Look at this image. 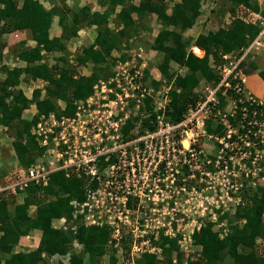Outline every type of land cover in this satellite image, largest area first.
Wrapping results in <instances>:
<instances>
[{
	"label": "trees",
	"instance_id": "16d2710c",
	"mask_svg": "<svg viewBox=\"0 0 264 264\" xmlns=\"http://www.w3.org/2000/svg\"><path fill=\"white\" fill-rule=\"evenodd\" d=\"M66 1L51 0L52 6L47 9L42 0H0V59L8 45L3 37L21 34L23 38L11 54L17 63L24 64L12 69L0 67V136L10 143L14 159L24 169L39 163L43 155L31 135L40 118L49 113L70 116L73 103L86 99L98 80L111 76V68L117 61L131 59L124 51L131 48L140 33H151L152 17L161 29L154 38L151 37L150 47L163 55L159 72L173 88L167 113L174 123L182 119L189 105L197 102L195 90L201 81L204 86L212 87L219 83L213 65L222 63L225 55L240 56L261 31L259 23L246 24L236 17L239 6L264 17V9H260L256 0H225V6L218 9L223 18L219 28L200 34L193 41L196 50L204 52L200 58L188 51L192 40L185 38L183 33L195 25L204 0H179L169 8L168 2L173 0H95L99 10H93L92 4L80 6V0H71V6ZM227 14L230 15L228 24L224 20ZM112 18L114 29L110 27ZM54 19H57L60 31L57 37L50 35ZM85 29H94L93 42L74 55L72 62L68 45L78 37L79 31ZM28 40L33 45L29 46ZM114 53L118 55L114 56ZM171 64L185 68L186 73L181 76L176 72L175 75L170 72ZM80 67H89L90 74H77ZM240 71L245 75L257 73L264 80V70L253 61L242 63ZM29 80L46 83L47 97L42 98L40 90L35 89L31 98H27L18 87ZM251 82L254 81L246 83L254 90L257 84ZM152 84L158 86L157 82ZM217 98V107L223 109L227 101L218 93ZM30 107L36 112L28 116L25 112ZM238 107L236 114L229 118L230 126L238 130V135L244 133L242 128L252 127V124L247 125L248 122L264 121V105L254 109L244 100ZM243 107L246 108L244 112L241 111ZM154 118L153 114L150 119H143L140 129L154 131L155 124L151 123ZM136 120L130 117L121 133L132 129ZM222 129L218 120H208V133ZM258 185L255 188L244 186L241 190L244 191L243 202L236 213L221 219L226 222L225 236L221 238L220 232L213 230V223L193 233L194 245L199 246L200 251L190 254L195 260H188L186 264H264V186ZM22 195V202L17 204ZM81 196V180L67 179L63 171L50 174L44 186L30 184L22 189L16 187L6 196L1 195L0 264H172L175 258L174 264H181L182 254L175 242L161 233L157 240L150 237L151 247L159 249L163 257L157 260L148 250L131 256V238L123 239L117 247L109 244L106 228L78 225L74 230L70 224L66 231L54 229V220L69 219L72 214L70 202L80 200ZM31 206L35 211L30 216ZM34 230L41 233L39 247L33 251H16L19 239Z\"/></svg>",
	"mask_w": 264,
	"mask_h": 264
},
{
	"label": "built area",
	"instance_id": "2783aa9c",
	"mask_svg": "<svg viewBox=\"0 0 264 264\" xmlns=\"http://www.w3.org/2000/svg\"><path fill=\"white\" fill-rule=\"evenodd\" d=\"M236 17L246 24L259 23L261 31L240 56L225 55L222 63L213 65L219 83L214 87L205 85L196 89L198 100L189 105L180 121L174 123L166 114L170 101L168 91L160 89L155 92L152 81L156 78L150 75L151 70L147 69L139 50L131 59L117 61L111 76L98 80L86 99L75 101L70 116L49 113L40 118L31 130L43 154L38 160L40 162L26 169L17 168L12 174L9 189L14 191L16 187L22 189L30 184L44 186L50 174L63 171L67 179L81 180L82 196L80 200L70 202V218L58 220L56 229L66 231L70 224L74 230L78 225L106 228L110 234L109 244L115 247L123 239H132L131 256L149 251L151 236L157 240L160 233L165 237H175L179 233L180 248L184 252L190 251L193 231H199L201 225L189 232H185L184 227L182 231L177 227L174 232L171 224L184 222L186 207L196 208L190 212L193 216L187 217L193 223L197 221L194 218L199 208L205 211L207 206L218 202L225 204L228 201L229 204L232 201L227 194L231 189L229 179L237 177L232 170L227 172L226 163L236 168L233 157L225 156L224 166L218 168L223 158L212 157L199 143H212L215 151L218 148L216 153H227L238 140L243 141L247 148L258 143L264 146L263 135L258 136L249 128H242L244 133L238 135V130L229 123V118L239 108L238 104L244 100L254 109L264 105V100L247 89L245 76L240 71V65L250 54H264V17L247 11L243 6L236 10ZM181 73L179 69L178 74ZM217 93L227 101L223 109L217 107ZM245 110V107L241 109L242 112ZM153 114L155 118L151 123L155 124V130H141L142 120L150 119ZM242 116L245 118L246 114ZM130 117L137 120L134 127L123 134L121 129ZM213 119L218 120L223 129L208 133V120ZM251 124H258L257 120L247 123ZM236 154L239 156L234 157L235 162L237 159L240 161L235 170L238 175L250 178L251 170H254L252 179L264 180V176H260L264 173L262 168L250 167L263 159L264 149L259 153L244 151ZM216 174H222L221 180L216 178ZM256 185L257 182L250 184L252 188ZM231 186L239 192L245 185ZM217 191L224 192V197L218 200ZM203 193H210V196L201 199ZM235 201V207L243 202L239 198ZM170 205L177 208L172 209L175 215L168 216ZM142 212L144 218L140 216ZM158 212L161 214H156ZM152 215L155 218H147ZM138 222H144L145 229L151 227L148 223L157 226L151 232L139 230ZM217 226L222 229L217 231L222 238L226 235L225 223L220 221ZM184 245L187 247L183 248Z\"/></svg>",
	"mask_w": 264,
	"mask_h": 264
},
{
	"label": "rangeland",
	"instance_id": "374dc122",
	"mask_svg": "<svg viewBox=\"0 0 264 264\" xmlns=\"http://www.w3.org/2000/svg\"><path fill=\"white\" fill-rule=\"evenodd\" d=\"M95 2H96L95 0H80L79 5L83 6L84 4H95ZM66 3H67L68 6L72 5V1L71 0L66 1ZM42 4L47 9L52 6L51 0L50 1L49 0H42ZM224 4H225V0H204L202 5H201V15L198 17L197 21L195 22V25L190 30H188V31L183 33V36L185 38H189V39L192 40V44L188 48V51L191 52V53L194 52V54H196L197 57L201 58L203 56L204 52L201 51V50H196L197 48H195L193 46V41L200 34H204V33L208 32V31H214L217 28H219V26L221 25V20H223V18L221 16V13L218 12V9L220 7H222V6H225ZM169 5H170V1H169ZM260 7L262 9H264V4L261 5ZM229 17H230V15H229ZM224 20L227 23L229 21L228 16H225ZM150 26L153 28V29H151L152 30L151 33L148 34V35H145L144 33H140L139 37H137V39H135L133 41V43L131 45V48L129 50L124 51V53L129 54L130 56H133L134 54H136L138 52L139 49H141L142 50V54H143V60H144V62L147 65V69L151 70L150 71L151 72L150 75L153 76L154 78H156L152 82H157V84H158V86H156V87L153 86V89L155 90V92H156V90L158 91L160 89H166L168 91L167 95L170 97V91H171V89L173 90L172 85L168 84L167 81L163 80L162 76L160 75V72H159V66L163 62V55L158 53V52H156V51H154L150 47V42L152 41L151 37L154 38L157 35L158 31L161 29V27L156 24V21H155L154 17H152V19L150 21ZM110 27L112 29L115 28V23H114V19L113 18L110 20ZM57 30L58 29L56 27V24H54L52 26V28H51V31H50L51 36H54L55 33L57 32ZM82 31H84V32H82ZM82 31H79L78 37L76 39H74L72 42H70V44L68 45V52L71 55L69 60L72 61V62L74 61V58H73L74 55L79 54L84 47L88 46L90 44V42L93 40V37H94V32L93 31L88 30V29H85V30H82ZM5 38L9 39V41H6V40L5 41H6V43L10 42V49L5 48V50L3 51L2 58L0 59V67L8 66L9 68L12 69V68H14L16 66L17 67L21 66V65L24 66V64L17 63V61L12 57V54H11L14 51L15 47L20 44L19 42L22 40L23 36L21 37V40H20V38H17L16 36H13V35H10V36L9 35H5ZM8 46H9V44L7 45V47ZM29 46H31V45H29ZM255 53H257V52H255ZM255 53L254 54L253 53L250 54L244 60L243 63L244 64H248L250 61H253V62H255L258 65L260 70H264V54L262 52H259V54H255ZM113 55L114 56L118 55V53H114ZM49 61H50V64H51L52 60L49 59ZM49 61H48V63H49ZM112 69L113 68H111V72H112ZM169 69H170V72H173L175 75H177V73H179V69L182 70V73L180 74L181 76H183L186 73V69L185 68L182 69L181 67H179L176 64H171ZM76 71H78L77 74H79V75H89L90 74V68L89 67H80ZM108 78H106V79H108ZM155 80H158V81H155ZM39 83L36 84V83H34V81H31V80H29V82L23 81L19 85L18 88L20 90H22V92L25 94V96L27 98H31L32 92L35 89L39 88L40 85H42V83H40V84ZM202 83H203V81H201L199 86H198L200 89L204 86ZM153 98H156L155 94H153ZM260 100L263 101L264 97H262ZM147 101L150 102V99H148ZM58 104L61 105L62 107L64 106V104H62L60 102ZM226 109H228V111H229V108H226ZM33 113H35L34 107H30V109L25 112V114H27L28 116H29V114H33ZM166 114H168V113H166ZM27 115H24V116L28 117ZM135 115H136V113H135ZM254 128H256V129H254ZM250 129H251V132H252V130L254 132H256V134H258V136L259 135H263L264 136V123L252 124V127H250L248 130H250ZM260 138L263 139L262 137H260ZM7 145H10V143H6L4 141V147H6ZM199 145L202 146V148L206 151V153L210 154L212 157H216L217 158L218 156H221V158H223V160L219 161L218 168L219 167L221 168V166H224V163H223V161L225 160L224 157L227 156V155L233 157L232 161L234 163V166L237 168V163L240 162V161L237 159L236 162H235L234 157L239 156L236 153L244 152V151H246V152H250L251 151L252 153L257 151V153H259L261 150L264 149V146H261V143H258L256 146H254L253 147L254 149L252 147L251 148H247V147H245V143L243 141H239V140L237 141V144H234L231 148H229V151L227 153H216V151L218 152V148H216V151H215V148L212 146V143H210V142L201 141L199 143ZM215 146H216V144H215ZM250 146H252V145H250ZM12 151H14V150H12ZM219 152H220V150H219ZM262 161H264V157H263V159H260L258 162H256L254 165H251L250 167H252V166L259 167L260 169L262 168L261 170H264V163ZM227 162H228V160H227ZM230 166L228 165V163H226L227 172H230L232 170L237 175V177L235 176L234 178H230L229 179L230 180L229 186L231 187V189H229V191H227V189L225 188V191H227L228 196L232 198V201L229 204H228V201H227L225 204H221L220 202H218L217 205L214 204V205H210V207L207 206L206 207L207 209L205 211L204 210L202 211L203 208H199L197 214L195 215L196 217L194 218L197 221H195L193 223H191L190 220L187 219V217L188 216H193V214L190 213V212H194L193 210L196 209V208L195 207L193 208L191 206L190 207H186L185 208L186 217L184 219V222L182 223V222L178 221V222H175V223L171 224L172 225V229H173L174 232H176L177 227H180L181 231L184 230L183 229V227H184L185 228V232H189V231H191V230L193 231L195 228H197L199 226V224L202 227V226H205L208 223H213V224H211L213 230L222 231V229L217 226L218 223L221 221L222 218H227V217L229 218L230 216H233L236 213L237 207H235L236 206L235 198H239V200L243 201V196H244L243 195L244 191H239V192L237 191L236 192V191H234V189H232L231 185H233V186L237 185L238 186L239 184H243V186L245 185V187H248V186H250V184L252 182H256V180L259 179V178H256V179H254L255 181L252 179V178H254L252 176H255V171L254 170H251V174L252 175H250L251 177L248 178L246 176L244 177V176L238 175L239 173H237L235 171L236 168H233L232 166L230 168ZM221 175L222 174H219V175L216 174V178H218V180H221ZM232 180H234V181L232 182ZM259 183L264 186V180H260L257 184H259ZM203 186L204 185L202 184V187ZM257 186H259V185H257ZM231 192H233L234 194H231ZM216 195H217V199L219 200L220 197H224V192L217 191ZM201 196H202L201 199H204V197L210 196V193H203V194H201ZM22 199H23V195H22ZM223 199H225V198H223ZM208 202L211 203L212 201L208 198ZM172 209L177 210V208L175 206L170 205L168 207V210H169L168 211V214H169L168 216L176 214V212L172 211ZM156 214H161V212H158ZM140 216L142 218H144L143 212H142V214H140ZM147 218L148 219L149 218H155V215L154 216L152 215V216L147 217ZM138 221H140V220H138ZM138 223L140 225L139 230H146V231H149V232L155 230L156 228H154V226H157V224H155V223H148L149 226L151 224V227L145 229L144 228V225H145L144 222H138ZM224 223H226V222H224ZM195 231H196V229L193 231V233ZM176 234L177 235H175V237H171L170 236L168 238L171 241L175 242V245L177 246L179 252H181V251L184 252V250L181 249L179 244H178V238H179L180 235H179V233H176ZM109 236H110V234H109ZM185 247H187V245H184L183 248H185ZM120 250L121 249H119L118 251L121 252ZM119 252H117V255H118ZM181 254H182V252H181ZM182 256H184V254H182ZM172 264H174V263H172Z\"/></svg>",
	"mask_w": 264,
	"mask_h": 264
},
{
	"label": "crops",
	"instance_id": "0c3cea01",
	"mask_svg": "<svg viewBox=\"0 0 264 264\" xmlns=\"http://www.w3.org/2000/svg\"><path fill=\"white\" fill-rule=\"evenodd\" d=\"M178 1L179 0L170 1V5L172 6L173 4L177 3ZM256 2L259 5V7L264 4V0H256ZM170 5H169V2H168V8H169ZM92 6H93V10H99V7L96 5V2H95V4H92ZM260 9L262 10L261 7H260ZM246 10L251 12V13H254V14H259L257 12H254V11L250 10L249 8H246ZM169 12H170V9L168 10V14H169ZM226 16H228V18H229V14H227ZM228 23H230V19L227 22V24ZM54 24H56V27H57L58 30L55 33V35L52 36V37H57V36H59V33H60L59 28L57 26V19H54V21L52 23V26ZM88 30L93 31L94 32V36H95L94 29H88ZM82 32H84V31H82ZM13 35L16 36L17 38H21L22 37L21 34H13ZM50 35H51V33H50ZM4 39L6 41H9V39H6L5 36H4ZM93 39H94V37H93ZM92 42H93V40L90 42V44ZM8 44H9V46L6 47V48L10 49V42H8ZM28 44L29 45H33V42L28 40ZM255 54H259V52L255 53ZM21 64H23V63H21ZM244 76H245L246 82L248 80H252V81H254V82H251L252 84H257L256 88L253 90V89H251L250 85H248L246 83L247 89L250 92H252L258 98L264 97V80H262L258 76L257 73H254V74L250 73L248 75L244 74ZM39 82L42 83V85H40L39 88H37V89L40 90L42 98H45V97H47L46 91H45L46 83H44L41 80H37L34 83L37 84ZM35 112H36V110H35ZM4 141L5 142L7 141L6 138H4L3 136H0V196L1 195H3V196L5 195L6 196V195H8V193H10L11 189H9V187H10V184H11V181H12V178H11L12 174L17 168H20V165L14 159L15 158L14 151L11 150L10 145H7L6 147H4ZM21 202H22V196H19L16 203L19 204ZM34 211H35V208L31 206L29 208V215L30 216L33 215ZM57 222H58V220H54V222L52 223V226H53L54 229H56V227L58 225ZM40 243H41V233L38 230H34V231H31L28 235L23 236V237H21L19 239L18 245H17L15 250L16 251H33V250H36L39 247ZM189 249H190V251H188V252L181 251L182 254H184V256L181 257V264H186L188 260H191V261L195 260L194 258L190 257L191 256L190 254H192V253L194 254L195 252L199 253V251H200L199 246L194 245V242H192V244L189 246ZM148 252L151 253V254H155L157 260H162L163 259L162 255H161V251L159 249H157V248H154V247L150 246V249H149ZM54 259H56V258H53V260ZM106 259H107V257H106ZM106 259H105V263H107ZM175 262H176V258L173 259V263H175Z\"/></svg>",
	"mask_w": 264,
	"mask_h": 264
}]
</instances>
